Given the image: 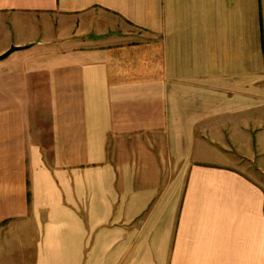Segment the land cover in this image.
I'll return each instance as SVG.
<instances>
[{
	"label": "crops",
	"instance_id": "crops-1",
	"mask_svg": "<svg viewBox=\"0 0 264 264\" xmlns=\"http://www.w3.org/2000/svg\"><path fill=\"white\" fill-rule=\"evenodd\" d=\"M28 43L0 264H264V0H0V53Z\"/></svg>",
	"mask_w": 264,
	"mask_h": 264
},
{
	"label": "rangeland",
	"instance_id": "rangeland-1",
	"mask_svg": "<svg viewBox=\"0 0 264 264\" xmlns=\"http://www.w3.org/2000/svg\"><path fill=\"white\" fill-rule=\"evenodd\" d=\"M244 161L242 160V163ZM243 165V164H242ZM244 166H247V165H244ZM250 169V168H249ZM19 223L17 222H11L10 224H7L2 227H0V237L3 238V237H8L10 236L11 237V234L14 235L13 237H17L18 234L20 233V225H18ZM29 225V233H28V236L30 238V236H32V234L34 233V229H33V225L32 223L28 224ZM0 238V242H3L4 240ZM3 240V241H2ZM7 242H11L12 245H15V243L17 244V240L15 238H11V239H8ZM29 263L28 264H31L32 262V256L29 255Z\"/></svg>",
	"mask_w": 264,
	"mask_h": 264
},
{
	"label": "water",
	"instance_id": "water-1",
	"mask_svg": "<svg viewBox=\"0 0 264 264\" xmlns=\"http://www.w3.org/2000/svg\"><path fill=\"white\" fill-rule=\"evenodd\" d=\"M31 45H32L31 43H28L25 45L11 44L5 51L0 53V61L5 59L7 56H10L11 53H13L15 51L26 49V48L30 47Z\"/></svg>",
	"mask_w": 264,
	"mask_h": 264
}]
</instances>
